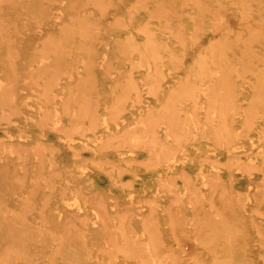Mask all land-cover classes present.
Wrapping results in <instances>:
<instances>
[{
	"label": "rangeland",
	"instance_id": "1",
	"mask_svg": "<svg viewBox=\"0 0 264 264\" xmlns=\"http://www.w3.org/2000/svg\"><path fill=\"white\" fill-rule=\"evenodd\" d=\"M206 1L211 3H217L219 1L220 4L222 2L227 11L224 10V7L219 6L225 15L222 22L225 23L229 16L230 27H234L233 32L223 38L224 40L229 39V42L226 40L227 51L224 53L232 57L235 66V69L230 68L229 72L232 71V73L225 76V78L230 81L231 86L228 85V88H230L231 95L233 93V101H227V107H230V111L227 114L230 115L232 113V116H234L235 122L231 124L232 128L238 130L239 133H242V130H244L243 134L246 133L249 135L240 134L241 137L232 143L230 150H238L242 154L236 159H229L226 157V151H224L221 142H218L219 139L216 141V138H218L216 136L217 130L210 125L209 121L207 122L208 115L209 117L214 115L215 118L217 116L216 124L220 125V127L225 121L223 116L218 119L219 114H221L219 111L220 109H218L219 114L215 111L219 103L218 97H214V94H212L213 92L209 94L210 92L206 91L207 89H205L206 85L204 82L209 81L208 79H210V76L215 75V77H217L220 75L221 71L218 69L220 68L218 63L217 65L208 63V68H210L209 73L213 75L209 73L201 75V77L203 76V83H201V77L195 79L193 76L190 77L189 71L183 73L178 82L180 84H188L191 78L190 83L196 84L197 87L201 83L200 86L202 90L200 91V95L196 96V93L194 94L196 97L194 95L190 96V93L187 94L189 90L183 93L180 92V96L178 95L179 93H174V99L180 101V98H182V103L186 105L185 107L188 108L189 111L181 115H176L175 117L171 116V112H169V114L156 121L158 123L159 132L165 140L163 142L175 139V134L181 132L178 131L180 128L189 135L187 139L179 144H170L168 142L167 151H163V149H158L150 143L153 140H150L151 135L146 131L152 124V115L156 118V116L167 112L162 102H166L168 99L172 98H164L163 96L161 97L162 99L157 98L156 86L158 81L155 78V74L158 71L154 70L150 75L147 72L148 65L145 60V53H147V49L149 48L147 40L149 33L146 28L149 24L154 26L157 22L159 23L161 19L169 23H178L177 19L181 11L184 17L183 21L188 22L189 25L193 27V31L191 30L190 33H188V42H194V37H196L197 34L194 28L197 29L198 27L195 25L196 22H191L190 19H192L191 15L193 13L198 14L197 12L200 9L195 7L194 3L187 2V0H0V40L3 41V45L0 43V86H6L8 89L14 86L16 87L17 93V98L8 99L2 91L0 92V146L2 143L8 141H21L26 143L24 144L25 147L22 145H16L15 147L17 149L21 148L22 151H25L24 153H30L26 159L21 157L17 152H8L0 148V160L1 156L8 158L15 166L22 165L25 162L29 164L37 163V165L26 174L27 181L23 186L19 185V180L15 182V180H17L13 177L15 174H11L13 176L9 177L7 176L10 174H8V172L7 175L4 174L5 176L0 175V198H13V200H15L19 197L22 198L23 195H32L42 202L41 198L44 192L48 193L53 188L47 186L50 183L54 184L55 190L60 191L61 196L64 195L65 198L70 199L71 205H66V209L69 208L71 211H76L79 208L85 216H89L88 224L80 221L78 226L82 232L83 230L86 232L87 236L83 237L79 235L81 238L87 239L88 244H85V246H94L92 249L94 248L93 250L95 251L92 254L98 255L103 253L106 254L103 250L106 246L115 247V243L107 239V234L111 230L118 229V226L122 224L124 218L128 215L127 212L129 208H135L136 210L133 215L136 218L134 225L135 231L124 234L118 232L116 233L117 235H123L126 239L142 236L144 238L143 240L147 241V245L151 247L155 246L156 242L159 240L158 238L163 237L172 247H182L181 241L178 242L177 240L179 239L177 235L179 232L172 225L174 222L173 212L175 209L177 207H184L185 211L181 215V219L185 222L191 221L195 224L200 216L193 208L196 197H200L208 192L209 199L201 200L202 202L205 201L207 203L206 205H210V202L214 201L215 196L217 197L218 192L220 193L223 191L222 203L224 207L221 210L212 209L210 214L219 217L225 215L229 216L232 220L230 219L231 223H225V229L235 228L237 223H234L235 220L233 218L238 208L237 203L242 205L244 212L249 216L242 237L244 238L245 235L249 234L251 236L250 239H252L255 244V250L250 254L244 253L239 257L243 261L248 262V260L253 259L257 260V262H259L258 264H264V250L258 245L259 230L257 226V222L261 220L260 215H257L258 210H260L258 208L257 198L259 193L264 190L263 115L253 124L254 128L250 127L251 129H248L246 126L247 120L249 119L248 116L252 117V115H257L255 112L252 115L249 114L251 108H256V110L259 109V111L264 112V107L261 106H264V93L259 95L257 91L259 87L264 85V73L259 76L256 73L254 74L256 71V64L254 65L253 62L254 55L249 58L250 64L247 62L246 66H243L244 62L238 58L240 55L233 54V48L237 46L236 44L238 41L236 36L241 33V29L245 28L242 33L245 35L246 40H250L249 43L244 40L245 44L243 43L242 45L243 49L246 50L249 44H251L250 46L253 45L252 47L263 56L264 63V33H261L264 32V0H245L244 2H240L239 0ZM183 6H185L184 9ZM249 8L252 9H250V14L247 11ZM52 10L54 17L50 15V11ZM209 12L210 10L207 11V9L205 12L202 11L203 15H206L207 18L203 17V21L201 23L198 22V25L206 24V26L210 27V20L208 19ZM244 16L250 18V26L244 24ZM2 17H4V19ZM83 19L86 20L83 21ZM197 20H199L198 17ZM82 22H84L83 25L85 26H92V28L86 27L89 33L83 30L85 26L82 25ZM75 23L78 26H74ZM72 27L75 28L71 29ZM210 29L212 28L210 27L209 30ZM82 31L84 32L81 33ZM52 32L54 33V37H50V35H53ZM63 32L65 33L63 34ZM200 32L201 31H199V33ZM256 32L258 33L256 34ZM66 33H69L70 35H68L70 37L72 36V38H68ZM121 33L122 35L118 36V34ZM204 33L205 32H203V34ZM254 33L255 36L257 35L256 39ZM260 35L261 37H258ZM52 37L55 38L54 41L56 40L57 43L53 42ZM25 39L26 41H24ZM47 39H51L52 42L46 43ZM223 39L221 38V40ZM59 40L60 42L62 41L61 45L63 44L62 47L60 46L61 49H59ZM80 40L85 45L81 43ZM251 40L255 42H251ZM76 42L77 45H72ZM35 43L37 45H35ZM217 43L220 45V40L217 41ZM53 44H55L53 47L55 51H52L53 48L51 46H53ZM223 44H225V42H223ZM47 45L48 47L51 45L50 47L52 50L50 52L48 48L45 53L44 49L45 47L47 48ZM56 45L58 48H56ZM216 45L217 44H214L210 47L206 55L213 57V51L219 54V51L216 50L218 48ZM145 46L147 49L143 52L142 50ZM82 47H84V49ZM37 48H40L39 51ZM229 48L231 50H229ZM64 49L66 50L64 51ZM210 49H212V51H210ZM33 51L36 52V54ZM67 51L69 52V56L66 55ZM92 51L95 52L96 61L90 60V55L93 53ZM49 52L50 54H48ZM60 52L62 54H60ZM37 53H39L41 57L38 56V58ZM57 53L60 55V61ZM6 54L7 56H5ZM56 54L60 62V64L56 62L57 65L54 64L57 59H53L56 57ZM12 56L14 59L11 58ZM63 56L67 58L63 60ZM34 58L35 60L32 61ZM37 58L40 59V63H42L43 60L46 61L44 70L47 69V71L42 70L43 73L41 74L39 73L40 71H36V73H39L40 77H42H39L38 81L37 78L39 75L34 73L36 69L33 70V64H36V67L39 64ZM168 60L169 61L163 68L166 71V79L169 81L173 73L176 72L177 67L181 65H178V61L170 57ZM9 61L12 67H10ZM30 61H32V63ZM52 63L56 67L59 65L57 67L60 69V71L57 69L59 74H61L63 70L66 72L60 76L56 73V67H54ZM190 64H192V61L188 62V65ZM198 64L195 66L196 70L200 69L199 66L201 64ZM186 65L187 63L185 66ZM214 65L217 66V69H215ZM86 68H88V70ZM188 68H190V66ZM32 70L33 72H31ZM51 71H55V76H57L53 79L54 82L51 80L54 77V73ZM45 72H47L46 75ZM12 75L14 76L12 77ZM33 75L35 76L32 77ZM207 75L209 76L207 77ZM9 77L13 78L11 80L9 79L10 83L7 80ZM46 78L47 80L50 78L49 82ZM43 79L48 82L45 81L47 86L42 85L45 84ZM226 79L223 82L226 83ZM86 80H88V82ZM220 82L221 81H218V78H216L213 85L217 87V83L219 85ZM75 84L80 86L79 91L74 92ZM167 85H170V81ZM131 86H139L142 96L134 98L136 94ZM46 87H51V90L47 92ZM201 88L199 87V89ZM233 91L235 93L237 92L238 97ZM2 94L5 97H3ZM210 95H212V98L210 97L212 100L209 98ZM8 100H12V102ZM210 100L214 103L213 107ZM259 102L261 104H259ZM82 103H88L89 108L98 112L97 115H100V120L97 123L98 125L96 127H89L86 124H82L84 128L82 131L70 132L66 128L79 123L77 119V121L75 119L71 120L73 118L71 113L72 107L79 109ZM152 103L153 105L151 106ZM230 103H234V105L230 106ZM214 107L215 109L212 110ZM248 107H250V109ZM235 109L236 111H234ZM118 110L120 111L117 113ZM168 110L171 111L170 108ZM48 111H51V113H47ZM194 111H197L198 114L195 115ZM141 112L149 113L142 114ZM211 112L212 114H210ZM49 114H52V118H61L62 121L59 122L57 126H48L49 123L53 124V119L49 118ZM245 116H247V120ZM180 118L186 119L187 121L182 124V126L175 127L173 122ZM244 120H246V122ZM46 121L50 122L45 124ZM73 122L74 124H72ZM222 131L223 129H221V132ZM67 134L74 135L70 140L75 142V146L69 145V140L66 138ZM138 136L139 138L142 137V140L136 141ZM244 136L246 138H244ZM38 142L40 143L39 145ZM109 144H111V146H109ZM44 149L47 156L44 158V165L46 166L43 168L39 165L40 162L38 158L39 154L43 152ZM37 150L38 153H35ZM118 153L122 156H128L130 154L136 155L137 158L133 160V162L136 163L138 168L133 169L135 170L134 172L121 173L118 170H112V166L109 162L103 163L105 164L103 166L100 165V156L111 155L115 157ZM46 170L51 174L48 175L51 180L48 183L43 178L47 173ZM23 175L24 174H22V176ZM188 175H191L193 178L197 177L200 180L198 186L193 187L190 184L191 182L185 179V176L188 178ZM233 175L237 176V181L234 180V177L232 179ZM66 176L69 178L66 179ZM16 178L18 177L16 176ZM11 180H13L14 183ZM217 180L220 181L221 184L220 190L216 192L217 195L210 198L212 184ZM38 182L45 183V185L36 188ZM12 188L14 189L12 190ZM15 188L17 191H15ZM175 189H177L178 192H176ZM3 191H5V193ZM98 200H101V202L97 203ZM21 203L22 202L19 200H16L15 204L19 207L22 205ZM100 204L104 205L103 208L110 210L116 218L107 221L106 217L98 210ZM38 205L41 206V204ZM64 207L65 205H62V208ZM45 212H47V214L53 212L54 219L47 223L43 222L45 221ZM155 214H159L160 216L159 223L162 231L160 237H152L150 233L153 230L145 228L143 224L144 219H150L154 217ZM62 215V212L60 213V211L57 210L56 204L54 203L49 209L46 208L44 211L39 209L31 211L29 217H25V221H28L27 224L23 223V219V221L16 220L14 222L13 220H9L10 224L8 220H6L7 228L11 230L8 229L9 231L7 232L16 233L15 231L18 229L19 231L17 230V233L21 235L23 233V237H21L27 238V240L24 239L27 245L26 242H24L25 244L23 243L24 245L22 244V246L26 248L34 247L35 245L41 246L44 244V240H47L50 236L52 237L55 235L56 238H59L60 234L58 233L68 229L66 227L67 225L65 226L63 223L65 218H63ZM14 223L17 227L20 226L23 229L20 227H15L14 229ZM29 223L30 225H28ZM219 223L220 226L224 227L222 222ZM37 226H40V228ZM42 228L46 229L42 230ZM194 229L195 228H193L190 233L197 231ZM24 234L27 237L24 236ZM30 234L34 236L31 237ZM79 235L73 236L79 237ZM1 238L0 236V239ZM60 239H64L62 241L64 250H67L65 248L68 244L70 247L73 243L70 242L72 238L70 240V234L68 232H63L62 236L60 235ZM31 240L34 243H32ZM65 242L68 243L66 244ZM81 246L78 249V253L76 252V256L73 257L75 260H80L79 258L85 256L83 253H85L84 249L87 250V248L85 246L81 248ZM63 249L61 248V250L56 251L53 257L47 252H41L34 257L26 255V257L23 256L24 258L22 257L18 260L22 264H25L27 259H30L29 262L41 260V264H47V262L51 264L53 260L54 263L62 264L60 259L65 256V251ZM81 249H83L82 252H80ZM59 252H61V255ZM116 253L117 252H113L111 255V261L116 258ZM57 254L59 256H57ZM120 259L123 260L124 257L121 256ZM193 259L194 254L188 256L186 261L193 262ZM127 263L130 264V261H126V264Z\"/></svg>",
	"mask_w": 264,
	"mask_h": 264
},
{
	"label": "bare ground",
	"instance_id": "2",
	"mask_svg": "<svg viewBox=\"0 0 264 264\" xmlns=\"http://www.w3.org/2000/svg\"><path fill=\"white\" fill-rule=\"evenodd\" d=\"M239 1L240 2H244L245 0H239ZM187 2H192V3L195 4L194 5L195 7L200 8L198 10V12H197L198 14L193 13L191 15L192 19H190L191 22H196L195 25L198 27L197 29L194 28V30L197 31L196 37H194L195 39L193 38L194 42L193 41L192 42H188V33H190L191 30L193 31V27L190 26L188 22L183 21L184 17L182 16V12L181 11H180V15L178 16V19H177L178 23H169V22H166L163 19H161L159 23L157 22L154 26L149 24V26L146 28L148 33H149L148 39H147L149 48L147 49L146 46H145V48L142 51L144 52V50L147 49V53H145V56H146L145 60H146V63L148 65L147 72L150 75V73L153 72L154 70L158 71L155 74V78L158 81L157 86H156L157 98L158 99H162L161 98L162 96L164 98L172 97V98H170L168 100L166 99L167 100L166 102H162V103H164L162 105H163L164 109L167 110V112H164L161 115L156 116V118L154 117V115H152L151 116L152 124L150 125V128L146 129V131L148 132L149 135H151L150 140H153L150 143L154 147H157L158 149H163V151H167L166 149L168 148V145H167L168 142L170 144H179L182 141H184L185 139H187L188 138L187 136H189V135L187 134V132H183L182 129L180 128L178 131H181V132H177L175 134V139L170 140L168 142H163L165 140L162 138L163 136L159 132L158 123L156 121L158 119L164 117L165 115L169 114V112H171V116H174V117L176 115H179V114L181 115L183 113L188 112L189 109L186 108L185 107L186 105L182 103V101H181L182 98L178 97V98H180V101L175 100L174 99L175 95L173 96V94L174 93H176V94L179 93L178 95L180 96V92L183 93V92L189 90V91H187V94L190 93V96H192V95H194L196 93H197L196 96L200 95V91L202 90L200 85H201V83H203V80H202L203 76L201 77V75H205V74L209 73V71H210L209 69L210 68H208L209 67L208 63H212V64H215V65H217V63H218V66L220 67L218 69H220L219 71H221L220 75H218L217 77H215V75L214 76H210L209 77L210 79L207 78L209 81H204V82H205V85H206L205 89H207L206 91H209L210 92L209 94H211V92H213L212 94H214V97H216V96L218 97V102L219 103L216 106L217 110L215 109V107L212 108V110L215 109V111H217V113H218V109H220L219 111L221 112V114L218 113L219 114V118L218 119H220L221 116H223L225 121H224L223 125L220 127V125L216 124L217 116L215 118L214 115H212L211 117H209V115H208L207 116V119H208L207 122L209 121L210 125H212L214 127V129L217 130L216 136L218 138H216V141H217V139H219L218 142L219 141L221 142V145L223 146L224 151H226V153H225L226 157L229 158V159H236L237 157H240L242 155L241 152L238 151V150H230V148L232 147V143L234 141H236L238 138L241 137L240 134H243L244 130H242V133L241 132L239 133L238 130H236L235 128H232L231 124H234L233 122H235L234 116H232V113L230 115L227 114L230 111V107H227V101H231V102L233 101V93L231 95V92L229 90L230 88H228V85H230V81H228V79H226L225 76L228 75V74L230 75V73H232V71L229 72L230 68L231 69H235V66H234V61H233L232 57H230V56H228L227 54L224 53V52L227 51L226 50V48H227L226 47V44H227L226 40H228V42H229V39H226V38H225L226 40L223 39L224 37L228 36L230 33L233 32L234 27L233 28L230 27L231 25H230L229 16H228V19H227V21L225 23L222 22V20L225 18V15H224L222 9L219 7V6H222V7L225 6V5L223 6L222 2H221L222 5L220 4L219 1L217 3H211V2L206 1V0H187ZM171 3H172V1H171ZM184 4H185V2H184ZM66 7H68V6H66ZM184 8H185V6H183V9ZM206 9H207V11L210 10L209 16H208L209 17L208 19L210 20V27L212 28L210 30H209L210 27L206 26V24L205 25H203V24L202 25L201 24L198 25L197 24L198 22L201 23L203 21V19H204L203 17L207 18V16L203 15V13H202V11L205 12ZM250 9L251 8H249L247 10L249 12V14L251 13V10H252V9L251 10ZM224 10H225V7H224ZM50 15L52 17H54L53 10L50 11ZM86 17H87V15H86ZM197 17L199 18V20H197ZM2 18L4 19V17H2ZM244 18H245L244 19V24L247 25V26H250V24H251L250 18H248V16H246V17L244 16ZM85 20L86 19H83V21H85ZM117 21H119V20H117ZM119 23H121V22H119ZM83 24H84V22H82V25ZM62 26H64V25H62ZM74 26H78V25H76V23H75ZM83 26H85V25H83ZM86 27L92 28V26L91 25H87V26L84 27L85 29H83V30H85L86 32L89 33L88 29L86 30ZM74 28L72 27L71 29H74ZM71 29H70V34H71ZM108 29H109V26H108ZM244 29L245 28L241 29L240 30L241 33H239L238 36H236L238 41H237V44H236L237 46L233 48V54L240 55L238 58L245 63V65L243 63V66H246L247 62L249 63V58L254 55V59H253L254 61L253 62H254V65L256 64V67H255L256 71L254 72V74L256 73L259 76L262 73H264L263 56L260 55V52H257L254 47H252L253 45L252 46H250L251 44L248 45L250 39L249 40L245 39V35H243V33H242V31H244ZM199 31H201V32L199 33ZM79 32H80V30H79ZM83 32L84 31H82L81 33H83ZM203 32H205V33L203 34ZM258 32H260V31H258ZM258 32H256V34ZM64 33L65 32H63V34ZM261 33L263 34L264 32H261ZM66 34H67L68 38H72V36L71 37L69 36L70 35L69 33H66ZM83 35H85V34H83ZM121 35H122V33L118 34V36H121ZM51 36L54 37V33H53V35H50V37ZM254 36H255V33H254ZM256 36H255V39H256ZM53 37H52L53 42L57 43L56 40L54 41L55 38H53ZM65 37H66V35H65ZM192 37H193V35H192ZM258 37H261V35L258 36ZM221 38L223 40H221ZM8 39H10V38H8ZM219 40H220V45H219V43H217V41H219ZM244 40H246V42H248L247 43L248 48H246V50H244L243 46H242L243 43L245 44ZM24 41H26V39ZM50 42H52L51 39H47L46 40V43H50ZM223 42H225V44H223ZM234 42H236V41H234ZM251 42H255V41L251 40ZM0 43H2V45H3V41L2 40H0ZM58 43H60L59 47L60 46L62 47V45H63V44L61 45L62 41L60 42V40H59ZM81 43H83V42L81 41ZM81 43H79V44H81ZM55 44H53V46L49 45V47L47 45V48L45 47V49H44L45 51L44 52L46 53V49L48 50V48H49L48 51L51 52V50H52L51 47L53 48L55 46ZM214 44H217L216 46H218V48L216 47L217 48L216 50L219 51L218 52L219 54H217V52L213 51V55H212L213 57H209L206 54L208 53L209 48L212 47ZM35 45H37V44L35 43ZM72 45H77V42L75 44H72ZM43 46H45V45H43ZM8 47H9V44H8ZM61 47L59 49H61ZM220 47H222V48H220ZM56 48H58L57 45H56ZM82 48L84 49V47H82ZM93 48H92V50H93ZM37 49L39 51L40 48H37ZM66 49H64V51ZM223 49H224V51H223ZM229 50H231V49L229 48ZM52 51H55L54 48H53ZM210 51H212V49H210ZM8 52H9V48H8ZM50 52L48 54H50ZM72 52H74V51H72ZM34 53L36 54V52H34ZM42 53H43V51H42ZM68 53L69 52L67 51V54H66L67 56H69ZM93 53H91V55H90V58H91L90 60L91 61H96L97 59L95 60V58H96L95 52H93ZM7 54L5 56H7ZM37 54H38L37 55V57H38L39 53H37ZM57 54H56V57L53 58V59H57V56L59 55V54L58 55ZM60 54H62V53L60 52ZM70 55H71V53H70ZM39 57H41V56H39ZM169 57L174 59V60H177L178 61V65H181V66L177 67L176 72H174L173 75H172V78L169 79L170 85H167V83L169 81L166 79V71L163 68V66L167 64V62L169 61L168 60ZM11 58H13V56ZM38 58H37V62L40 61V59H38ZM64 58H67V57L63 56V60H64ZM61 59H62V57H61ZM34 60H35V58L32 59V61H34ZM70 60H72V59H70ZM32 61H30V62L32 63ZM59 61H60V55H59ZM59 61L57 59V61H55L54 64L57 65L56 62H59ZM74 61H75V58H74ZM190 61H192V64L188 65V62H190ZM10 63L11 62L9 61V64ZM186 63H187V65L185 66ZM219 63H220V65H219ZM54 64H53V66H54ZM59 64H60V62H59ZM107 64H108V62H107ZM197 64L198 65L201 64L199 66L200 69H198V70L195 69L196 68L195 66ZM35 65L36 64H33V70L36 69V70H34V73H36V71L37 72L40 71L39 73L41 74V73H43L42 70L43 71H45V70L47 71V69L44 70V68H45L44 66H46V61L45 60H43L42 63L39 62L37 67ZM187 66L188 67L190 66V68H188ZM10 67H12L11 64H10ZM54 67H56V66H54ZM57 67L55 68L56 71H57L56 73L59 74L60 69H58ZM70 67H72V66H70ZM216 67L217 66H215V69H217ZM86 69L88 70V68H86ZM215 69H214V71H215ZM33 70L31 72H33ZM251 70H252V68H251ZM186 71L187 72L189 71L190 77L193 76L195 79H199L201 77V81L202 82L199 84L198 87L196 86V84L194 85V84L190 83L191 78H190V81H189L188 84H180L178 82L179 78H181V75L183 73H185ZM253 71H254V69H253ZM51 72H53V71H51ZM65 72L66 71L63 70V72L61 74L63 75V73H65ZM68 72H69V70H68ZM39 73H36V75L37 74L39 75ZM46 73L47 72H45V75H46ZM53 73H54V77L51 80H53V79H55L57 77V76H55V74H56L55 71ZM61 74H59V75L61 76ZM210 75H213V74L211 73ZM13 76L14 75H12V77ZM34 76L35 75H33L32 77H34ZM48 76H51V75H48ZM208 76L209 75H207V77ZM39 77H40V75L38 76V78L36 77L37 81H38ZM213 77H215V78H213ZM40 78H42V77H40ZM216 78H218V81H221L219 83V85L217 83V87H216V85H213L214 82L216 81ZM9 79L11 80L13 78L9 77L7 79L9 81V83H10ZM49 79L50 78H48V80H47V78H46V80L48 82H49ZM225 79L227 80L226 83L223 82V81H225ZM46 80L43 79L44 82ZM257 80H258V78H257ZM86 81L88 82V80H86ZM46 82H45V84H42V85L47 86ZM53 82H54V80H53ZM90 82H91V80H90ZM192 82L195 83L194 81H192ZM31 85H32V83H31ZM74 86H75L74 87L75 88L74 92L79 91L80 86L78 84H75ZM254 86H258V85H254ZM84 87H86V86H84ZM131 87L133 88L134 93L136 94L134 96V98H138V97L142 96L141 95V90L139 89V86L138 87L137 86L136 87L135 86H131ZM199 87L201 89H199ZM202 87H203V85H202ZM10 88L11 89H8V88H6V86L2 85V86H0V92L2 91V93L4 95H6V97L8 99H10V98L14 99V97L17 98L16 87L13 86V87H10ZM50 88L46 87L47 92H49L51 90ZM232 88H233V86H232ZM203 89H204V87H203ZM235 89H233V90H235ZM254 89H255V87H254ZM257 91H258L259 95H262L264 93V85L259 87L257 89ZM206 93H208V92H206ZM87 94H88V92H87ZM235 94L237 95V92ZM4 95H3V97H5ZM219 95L221 96V98H220ZM210 97L212 98V95H210L209 98ZM237 97H238V95H237ZM78 98H80V97H78ZM70 100H72V99H70ZM9 102H12V100H10ZM260 102H259V104H261ZM154 104H156V103H154ZM213 104L214 103L212 102V104H211L212 107H213ZM152 105H153V103L151 104V106ZM232 105H234V103L231 104L230 106H232ZM261 106L264 107L263 105H261ZM169 108L171 109V111L168 110ZM248 108L250 109V107H248ZM231 109H232V107H231ZM17 110H18V108H17ZM19 111H21V110H19ZM119 111L120 110H118L117 113ZM234 111H236V109ZM237 111H239V110H237ZM49 112L51 113V111H48L47 113H49ZM149 112H141V113L144 114V113H149ZM194 112H195V115L198 114L197 111H194ZM254 112L257 115L253 116L252 114H254ZM71 113H72V116H73V118L71 120H74V119L76 120L77 119V120H79V123L74 125V126H72V127L70 126V127L66 128L70 132H75V131H80V130L82 131L84 129L82 127L83 126L82 124H86L89 127H96L98 125L97 124L98 121L100 120V118H99L100 115H97L98 112H95L94 110L89 108L88 103L87 104L86 103H82V106L79 109L72 107ZM113 114H115V113H113ZM210 114H212V112ZM249 114H251L252 117L248 116V118H249L248 120H247V116H245V119L247 120V125L246 126H247L248 129L250 127H253V124L259 119V117L261 115H263V117H264V112L259 111V109L256 110V108H251V110L249 111ZM49 115H50L49 118H52V114H49ZM226 115H227V117H226ZM247 115H248V113H247ZM52 119H53V124H50L49 123L50 121H46L45 124L49 123L48 126L54 127V126H57L58 123L62 121L61 118H57V117H54ZM246 120H244V121L246 122ZM186 121H187L186 119L180 118V119L176 120L173 123H174L175 127H178V126L180 127ZM72 124H74V122ZM245 127H244V129H245ZM221 129H223L222 132H221ZM211 130H212V127H211ZM218 131H219V133H218ZM244 134H246V133H244ZM246 135L249 136L248 134H246ZM245 136H244V138L247 137V136L246 137ZM73 137H74V135L67 134L66 138L69 140L68 143H69L70 146H75V142L70 140ZM139 140H142V137L139 138V136H138L136 138V141H139ZM171 141H173V142H171ZM137 143H139V142H137ZM24 144H26V143L21 142V141H18V142H15V141H10L9 142L8 141L6 143L5 142L2 143V145H1L2 147L0 146V148H2L4 150H7L8 152H17L21 157H24V158L27 159L30 153H24L25 151H22L21 148L17 149L15 147L16 145H22L23 147H25ZM39 144L40 143L38 142V145ZM109 146H111V144H109ZM154 147H152V148H154ZM44 151H45V149L43 150V152H41L39 154V158H38L39 162H40L39 165L41 167H43V168L46 166V165H44V162H45L44 158H46V156H47L46 152H44ZM35 153H38V150L35 151ZM136 158H137V156L134 155V154H130L128 156H126V155L122 156V155H120V153H118V154H116L115 157L111 156V155L100 156L99 160L101 161L100 165L103 166V165H105L103 163L109 162V164H111V166H112V170H118L119 172L124 173V172H134L135 170H133V169L138 168L136 163L133 162V160H136ZM210 160H211V158H210ZM263 164H264V159H263ZM36 165H37V163L29 164V163L25 162L22 165L15 166L10 161V159L8 160V158H4V157L1 156V160H0V175L5 176L4 174L7 175V172H8V174L10 173L9 175H7L9 177V176H13L11 174H15V176H13L15 179H17V180H15V182H17L19 180V182H20L19 185L23 186V184L27 181V179H26L27 175L26 174L29 173L30 170L33 167H35ZM146 169H147V167H146ZM53 170H54V167H53ZM46 171H47V173L44 175L43 178L48 183L49 181H51L49 179L48 175H51V174H50V172L48 173V170H46ZM22 174H24V175L22 176ZM263 175H264V173H263ZM16 176L18 178H16ZM233 177H234V180L237 181V176L233 175L232 179H233ZM68 178L69 177L66 176V179H68ZM185 179L190 181L191 182L190 184L193 187L198 186L199 181H200L197 177L193 178L191 175H188V178L185 176ZM11 181H13V180H11ZM13 183H14V181H13ZM13 183H12V185H13ZM43 185H45V183L38 182L37 185H36V188L43 187ZM220 185H221L220 181H218V180L215 181L212 184V188H211V192H210V194H211L210 198L212 196H214V195H217L216 192L218 190H220L219 189ZM47 187H50V188L53 187V188L48 193L44 192V195L41 198L42 202L39 201L38 199L34 198V196H32V195H23L22 198L19 197V198L15 199V200H13V198H11V199L5 198V197L4 198H2V197L0 198V236L2 237L0 239V241H1V243H0V264H22L21 262H19V260L23 256L26 257V255H29V256H33L34 257L35 255H38L41 252H47L50 255H52V257H53V254L56 253V251L61 250V248L63 249L62 241L64 239H60V235L62 236L63 232L64 233L68 232L70 234V240L72 238V240L70 242H73V243H72V245L70 247H69V244H68V246L66 248L64 247L67 250L63 249L65 251V256H64V258L60 259L62 264H109V263H111V264H126V261H130V264H197V263H203V264L204 263H208V264H258L259 263V262H257V260H253V259L248 260V262L247 261H243L239 257V256H242L244 253L245 254H250V253H252L255 250V244L253 243L252 239H250L251 236L249 234H247V235L244 236V238L242 237V235L245 232V228H246L245 224H246L247 218L249 217L248 214L246 212H244V209L242 208V205L237 203V207L238 208L236 210V215L233 218L235 220L234 223H237L235 228L225 229V223H231V220H232V218H230L229 216L225 215V216H220L219 217L217 215L210 214V211L212 209H220L221 210L224 207V205L222 203V195L224 194V193L222 194L223 191L220 192V193L218 192L217 197L215 196L214 201L213 202L211 201L210 205H206L207 203L205 201L202 202L203 199H206V200L209 199L208 198V194H209L208 192L204 193L200 197H196L195 205L193 206V208H194L195 211H197L199 213L200 216L198 217L197 223L195 222V224H193V222H191V221H186L185 222V221H183L181 219V215L185 211L184 207H177L175 209V211L173 212L174 222H173L172 225L179 232V234H177L179 239H177V240H178V242L181 241V244H182L181 246L182 247H180V248H183V249H180V248H177V247H172L169 242L167 243L166 240L163 237H160L161 234H162V231L160 229V223H159L160 216H159V214H155V216L151 217L150 219H144L143 220L144 227L153 230L150 233V235L152 237H154V236L155 237H160V238H158L159 240L156 242L154 247H151L150 245H147V243H146L147 241H144L143 240L144 238L142 236H135L133 239H126V238H124L123 235L122 236L120 234L117 235L116 233H118V232H121L122 234H124V233H128V232L131 233L132 231H135L134 225H135L136 218L133 215L135 214L136 210H135V208H129V211H128L129 213L127 212L128 215L124 218L122 224L120 226H118V229L116 228L115 230H111L107 234V239H110L113 243H115V247L106 246V247L103 248V250L106 252V254L103 253V254L94 255V254H92L95 251V250H93L94 248L92 249V247H94V246H92V247L85 246V244L86 245L88 244V241H87V239L81 238L80 235L83 236V237H86L87 236L86 232H84V230L82 232L80 227H78L80 221H82L85 224H88L89 223V216L88 215L85 216L81 212V210H79V208L76 211H71V210H69V208L66 209V205H71L70 199L65 198L64 195L61 196V192L58 191V190H55L56 188H54V184L50 183ZM13 189L14 188H12V190ZM15 191H17V189ZM175 191L178 192L177 189H175ZM263 191H261L259 193V196L257 198L258 208L260 209V210H258L257 215H260V217H261V220H259L257 222V226H258V230H259L258 231V235H259L258 236V245L260 246L261 249L264 250V230H263V227H264V224H263V219H264V193H263ZM3 192L5 193V191H3ZM22 193H24V192H22ZM16 200H19L20 202H22L21 203L22 205L17 207V205L15 204ZM100 202H101V200L97 201V203H100ZM54 203L56 204L57 210L60 211V213L62 212V214H63L62 216H63V218H65L63 220V223L65 224V226L67 225L66 227L68 228L67 230H65L63 232L58 233V234H60L59 238H56V236L53 235L52 237L50 236V238H48L47 240H44V244H42L41 246L40 245H37V246L35 245L34 247H27L26 248V247L22 246V244L24 242H26L24 239L27 240V238H22L23 237L22 236L23 233H22V235L20 233H17V230H18L17 228H19L20 226L17 227L15 225L16 222L13 224V225H15L14 229H15V227H17L16 228L17 230L15 231L16 233L7 232V231L10 230V228H7L6 220H8V223L10 224L9 220H13V222H14L16 220H22L23 219L24 220V221L22 220L23 223L27 224L28 221H25L26 220L25 217H29L31 211L36 210V209L44 211V210H46V208L49 209ZM38 204H41V206H39ZM62 205H65V207H64L65 209L62 208ZM99 207L100 208H98V210L101 211V213L106 217L107 221H111V220L116 218V216H114L111 213L110 210H108L107 208H103L104 205L100 204ZM44 216H45V219H44L45 221H43V222H45V223H47L48 221H52L54 219L53 212H51L49 214H47V212H45ZM219 222H222L224 224V227L220 226ZM28 225H30V223ZM152 225H153V227H152ZM24 227H27V226H24ZM37 227L40 228V226H37ZM193 228H195L197 231H193L192 233H190V231L193 230ZM21 229H23V228H21ZM44 229H46V228H44ZM44 229L42 228V230H44ZM83 229H85V228H83ZM40 232H42V231H40ZM87 232H89V231H87ZM37 233H36V236H37ZM50 233H51V231H50ZM54 234H55V232H54ZM77 234L78 235L80 234L79 237L73 236V235H77ZM30 235H31V237L34 236L32 234H30ZM24 236H26V235L24 234ZM36 240H37V237H36ZM65 241H66V239H65ZM31 242L34 243L32 240H31ZM26 245H27V242H26ZM80 246H81V248L82 247L84 248V246L87 248V250L84 249L85 253H83V254H85V256L82 257V258H79V256H78V258L80 260H75L73 257L76 256V252L78 253V251H79L78 249L80 248ZM178 249H180V250H178ZM82 251H83V249H81L80 252H82ZM113 252H117L116 253L117 256H116V258L114 260L112 259V261H111L110 258H111V255L113 254ZM60 253L61 252H59V254ZM193 254H194L193 262H187L186 261L187 257L188 256H192ZM57 256H59V255L57 254ZM121 256L124 257L123 260L120 259ZM52 257H51V259H52ZM219 258H220V260H219ZM29 260L30 259H27L25 264H27V263L28 264H41L40 263L41 260H37V261L34 260V261H31V262H29ZM44 263H45V261H44ZM47 264H49V262H47ZM51 264H59V263H54V260H53V262L51 261Z\"/></svg>",
	"mask_w": 264,
	"mask_h": 264
}]
</instances>
